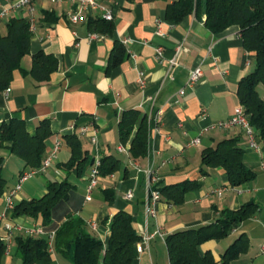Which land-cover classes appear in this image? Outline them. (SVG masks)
Listing matches in <instances>:
<instances>
[{
	"label": "crops",
	"instance_id": "obj_1",
	"mask_svg": "<svg viewBox=\"0 0 264 264\" xmlns=\"http://www.w3.org/2000/svg\"><path fill=\"white\" fill-rule=\"evenodd\" d=\"M18 1L0 0V14L8 11L0 19L1 36L7 34L10 19L30 17L27 9L15 8ZM97 1L113 14L110 34L104 33L101 25L98 29L90 27L91 21L104 20L100 9L85 13L83 21L73 23L69 20L75 9L73 3L33 0L37 23L30 53L23 58L21 70L15 72L9 95L0 91V125L13 118L22 119L33 136L40 123L48 119L52 134L46 141V156L56 141H62V147L52 166L38 175L40 180L28 184L32 178L23 184L15 203L42 198L50 182L66 180L74 186V192L57 212L56 227L68 215L79 217L87 232L101 240L106 249L109 223L118 212L125 211L133 217L134 229L141 240L152 236L143 252L137 253L134 264H164L167 236L212 225L224 210L237 211L255 202L259 211L253 218L237 226L226 238L204 243L200 252H210L220 261L226 250L245 234L250 247L232 264H264V254L260 252L264 243V142L258 138L257 153L248 147L241 128L214 127L232 117L241 106L239 83L255 69L256 56L244 49L239 27L214 34L205 25V15L195 13L178 24L173 23L167 18V9L177 0ZM93 34L100 37L91 39ZM117 43L124 45L126 56L108 72L110 55ZM159 48L163 50L162 59L157 55ZM38 52L53 55L59 62L57 71L44 83H38L31 74L33 56ZM174 59L179 67L171 69L170 61ZM197 67L202 68L203 77L194 87H188L189 72ZM141 74L144 86L139 82ZM181 90L185 91L183 96ZM130 110H139L149 119L145 158L134 159L130 141L124 144L120 139V120ZM84 126L89 127V133L82 138L80 129ZM74 135L80 139L89 159L81 174L77 169L61 168L72 158L65 137ZM93 135L96 143L91 142ZM197 137H201V144L189 147L188 143ZM236 138L245 151V164L256 178L252 183L231 189L224 169L203 166L202 152L215 148L223 140ZM121 145L127 147L126 153L118 151ZM10 147V143L0 147V167L3 177L6 169L15 173L16 184H10L4 177L0 218L4 215V220L21 225L24 230L13 231L10 251L5 252L1 264H22L17 256L16 238L29 237L31 230L41 226V220L14 217V210L5 205V195L17 185L19 175L30 169L12 154ZM109 156L121 161L120 168L109 176H99L88 202L91 169L97 161ZM149 171L156 182L151 183ZM187 180L198 181L200 186L186 195L184 203L175 205L161 196L154 204L156 216L147 215L152 190ZM216 189L226 190L217 196L213 194ZM128 193L133 194L131 200L126 198ZM51 264H73L72 257L54 249Z\"/></svg>",
	"mask_w": 264,
	"mask_h": 264
},
{
	"label": "trees",
	"instance_id": "obj_2",
	"mask_svg": "<svg viewBox=\"0 0 264 264\" xmlns=\"http://www.w3.org/2000/svg\"><path fill=\"white\" fill-rule=\"evenodd\" d=\"M195 13L205 15V25L214 34H219L232 26L239 27L244 49L256 56L254 71L243 78L238 87L240 105L251 126L256 129L257 138L264 142V96L258 88H264V0H177L167 9V18L180 23L185 17ZM102 27L106 34L112 32V25L105 20L91 21L90 27ZM98 29V28H97ZM32 32L26 18H12L7 23V34L0 35V91L10 88L16 71L21 70L23 58L30 53ZM126 49L117 43L110 55L108 72L116 68L125 58ZM59 62L56 57L45 52L33 56L31 74L38 83L50 80L57 71ZM122 143L130 141V153L134 159L145 158L149 147V119L139 110L124 112L119 123ZM50 120H43L35 135L27 131L22 119L13 118L0 125V147L10 143L13 155L20 158L26 168L36 169L46 157V141L51 136ZM65 140L72 150V158L61 168L83 172L89 161L80 139L67 136ZM245 151L239 146V140L226 139L215 148L202 152V164L207 168L225 170L229 183L240 187L252 183L256 174L245 164ZM121 161L114 157H105L100 161V176L115 173ZM205 174V172H204ZM198 181L187 180L180 184L157 189L169 203L180 205L186 195L199 187ZM6 187L3 170L0 167V199ZM74 186L68 181L50 182L47 193L42 198L23 200L15 204L14 217H30L41 220V226L50 234L55 233L54 249L72 257L73 264H134L137 257V244L141 237L133 226L131 214L120 211L110 221V238L105 249L101 240L87 232L84 221L68 215L66 221L56 227L55 216L63 204L70 200ZM110 200V199H109ZM259 211L255 202L243 205L237 211L224 210L216 223L200 228L187 229L166 237V246L170 264H232L240 255L248 251L250 241L247 235H241L217 261L212 253L201 254L200 247L212 240H221L229 236L240 224L253 218ZM17 256L22 264H51L49 238L17 237ZM5 255V244L0 241V264Z\"/></svg>",
	"mask_w": 264,
	"mask_h": 264
},
{
	"label": "built area",
	"instance_id": "obj_3",
	"mask_svg": "<svg viewBox=\"0 0 264 264\" xmlns=\"http://www.w3.org/2000/svg\"><path fill=\"white\" fill-rule=\"evenodd\" d=\"M47 1L52 2V3H61V2L73 3V5H75V9L69 14V20L73 23H79V22L83 21L85 13H91L92 11L97 10V9H100L104 12L103 19L105 21L111 22L114 19L112 12L108 8L101 6L97 0H47ZM15 8L28 10V12L30 14V17L28 19L29 24H30V30H31V32H34L36 29L37 18H36V7L33 3V0H19L18 3L15 5ZM7 12L8 11H3L0 14V19L7 16ZM98 37H100V36L93 34V35H91L90 38L92 39V38H98ZM179 52H180V49L178 48L177 53H179ZM157 55H158L159 59L163 58V50L161 48L157 49ZM170 65H171V69H175V68L179 67V63H178L177 59L170 61ZM202 77H203V70L201 67H197V68L192 69L189 72V79L187 82V86L188 87H194V85H196L201 80ZM139 82H140L141 86H144L145 82L143 79V74H141ZM4 93L6 96H8L10 93V89H6L4 91ZM184 94H185V91L181 90L180 96H183ZM214 127H217L220 129H227V130L235 128V127L241 128L242 131L244 132L246 138H247L248 147L257 153L260 152L257 133H256L255 129L251 126V124L248 120V117L245 114V110L242 106H239L236 109V111L232 117H230L226 121L219 122ZM88 133H89V127H87V126L81 127L80 137L83 138V137L87 136ZM91 142L96 143L95 135H93L91 137ZM200 144H201V137H197L194 140H192L190 143H188V146L193 147V146H199ZM61 147H62V141H60V140L56 141L53 148L50 150L49 155L45 157V159L42 162V165L39 168L28 169L19 175L17 185L14 187V189L10 190L4 197L5 198V205L8 209L14 210V207L16 204L15 199L17 198L19 192L22 190V186L25 182H27L28 180H30V179H32V178H34L40 174L45 173L52 166V163L57 158V155L60 152ZM118 151L120 153H126L128 151V149L125 145H121L118 148ZM99 166H100V161H97L95 163V165L93 166V168L91 169V172H90L89 177H88V187H87V196H86V201H88V202L91 201L92 193L98 185V179L100 176ZM149 174L151 177V183L156 182L157 180L154 177L153 172L149 171ZM230 188L234 189V186H232ZM225 190L226 189H216L213 191V194H215L217 196H222L223 192ZM126 198L131 200L133 198V194L128 193L126 195ZM160 198H161V194L158 190H152L150 192L149 199H148L147 205H146V207H147L146 212H147V215L149 217H155L156 216L154 204L157 201H159ZM3 218H5L4 215H2L0 218L1 221H3V223L0 224V241L5 244V252H9L10 248H11L13 231L14 230L22 231V230H24V228L21 225L14 224L8 220L6 221ZM2 231L5 232L4 235L1 234ZM30 234H31L30 236H34V237H46L47 236L49 238V242H50V252L51 253L53 252V250H54L53 242L55 239V233L54 232H51L50 234H48L47 232H45V230L42 228V226H40L38 228L31 230ZM151 238H152V236H145L142 238V240L137 244V247H136L137 253L143 252L145 246L148 245V242ZM260 252L262 254H264V243L260 247Z\"/></svg>",
	"mask_w": 264,
	"mask_h": 264
},
{
	"label": "rangeland",
	"instance_id": "obj_4",
	"mask_svg": "<svg viewBox=\"0 0 264 264\" xmlns=\"http://www.w3.org/2000/svg\"><path fill=\"white\" fill-rule=\"evenodd\" d=\"M258 91H259V93L262 95V94H264V88L262 87V86H259V88H258ZM255 131H256V129H255ZM257 132V131H256ZM4 177L5 178H7L8 180H9V183L10 184H16V178H15V173H13L11 170H9V169H6V170H4ZM40 180L41 178L38 176H36V177H34L32 180H30L29 182H28V184L29 183H31L32 181H36V180ZM13 249H15V245H14V248ZM164 264H168V257H167V251H166V253L164 254V259H163V261H162Z\"/></svg>",
	"mask_w": 264,
	"mask_h": 264
}]
</instances>
